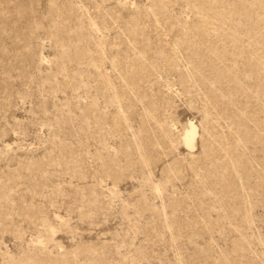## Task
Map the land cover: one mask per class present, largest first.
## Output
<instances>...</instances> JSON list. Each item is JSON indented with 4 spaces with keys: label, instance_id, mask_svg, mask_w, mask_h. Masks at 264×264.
<instances>
[{
    "label": "rangeland",
    "instance_id": "obj_1",
    "mask_svg": "<svg viewBox=\"0 0 264 264\" xmlns=\"http://www.w3.org/2000/svg\"><path fill=\"white\" fill-rule=\"evenodd\" d=\"M0 264H264V0H0Z\"/></svg>",
    "mask_w": 264,
    "mask_h": 264
},
{
    "label": "bare ground",
    "instance_id": "obj_2",
    "mask_svg": "<svg viewBox=\"0 0 264 264\" xmlns=\"http://www.w3.org/2000/svg\"><path fill=\"white\" fill-rule=\"evenodd\" d=\"M184 138L188 141V143H189L190 145L193 143V141H194V139H195V130H194L193 127H191V126L189 127V129H188V131L186 132ZM186 140H185V142H186ZM186 143H187V142H186ZM189 144H187V145H189Z\"/></svg>",
    "mask_w": 264,
    "mask_h": 264
}]
</instances>
